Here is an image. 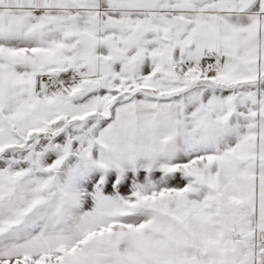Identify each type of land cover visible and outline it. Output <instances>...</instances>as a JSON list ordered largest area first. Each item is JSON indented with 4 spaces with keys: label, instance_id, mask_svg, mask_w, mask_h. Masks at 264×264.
<instances>
[{
    "label": "snow or ice",
    "instance_id": "6c2138e0",
    "mask_svg": "<svg viewBox=\"0 0 264 264\" xmlns=\"http://www.w3.org/2000/svg\"><path fill=\"white\" fill-rule=\"evenodd\" d=\"M0 264H264V0H0Z\"/></svg>",
    "mask_w": 264,
    "mask_h": 264
}]
</instances>
